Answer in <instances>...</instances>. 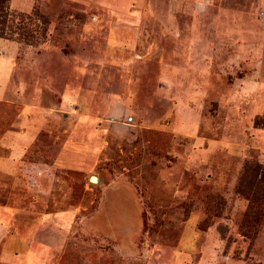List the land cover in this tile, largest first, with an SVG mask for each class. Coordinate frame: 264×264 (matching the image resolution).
Masks as SVG:
<instances>
[{
  "label": "rangeland",
  "instance_id": "rangeland-1",
  "mask_svg": "<svg viewBox=\"0 0 264 264\" xmlns=\"http://www.w3.org/2000/svg\"><path fill=\"white\" fill-rule=\"evenodd\" d=\"M2 1L0 264H264V0Z\"/></svg>",
  "mask_w": 264,
  "mask_h": 264
},
{
  "label": "crops",
  "instance_id": "crops-1",
  "mask_svg": "<svg viewBox=\"0 0 264 264\" xmlns=\"http://www.w3.org/2000/svg\"><path fill=\"white\" fill-rule=\"evenodd\" d=\"M13 66H14V63L12 61L11 56L0 57V99L3 95L5 96V93L8 89L9 81L11 78V73L13 71ZM24 138H26V137H24ZM24 145H25V140H24L23 145H19V147L22 148V147H24ZM66 214L67 213H57L55 215V217L49 216V215H46V216L50 217L51 220L55 219L54 222H56V223H58V222L59 223H66L67 222L66 220L68 219L67 217H65ZM30 254L32 256L35 255L33 252H30Z\"/></svg>",
  "mask_w": 264,
  "mask_h": 264
},
{
  "label": "trees",
  "instance_id": "trees-1",
  "mask_svg": "<svg viewBox=\"0 0 264 264\" xmlns=\"http://www.w3.org/2000/svg\"><path fill=\"white\" fill-rule=\"evenodd\" d=\"M4 6H3V1L2 0H0V24H3L4 22H5V20L7 19V17H8V13L6 14L5 12H4ZM0 30H1V28H0Z\"/></svg>",
  "mask_w": 264,
  "mask_h": 264
}]
</instances>
